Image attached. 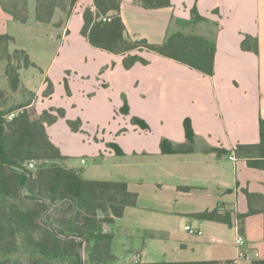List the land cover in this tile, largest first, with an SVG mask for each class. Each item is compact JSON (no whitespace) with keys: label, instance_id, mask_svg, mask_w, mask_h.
Listing matches in <instances>:
<instances>
[{"label":"crops","instance_id":"crops-1","mask_svg":"<svg viewBox=\"0 0 264 264\" xmlns=\"http://www.w3.org/2000/svg\"><path fill=\"white\" fill-rule=\"evenodd\" d=\"M86 8L95 11L93 0H78L68 18L57 9L45 25L35 21V0H28L25 24L0 7V35L11 36L35 66L19 73L22 83L36 92L31 104L36 112L64 110V118L44 128L66 157L65 166L84 180L125 182L136 195L134 206L105 228L112 234V255L122 264L132 263L136 254L138 264L264 261V171L247 167L234 153L238 145L260 141L264 0H170L169 7L151 10L136 0H120V18L130 37L160 44L181 33L213 45L212 76L150 52L132 53L147 64L125 69L124 56L94 48L82 36ZM193 10L201 19L193 18ZM41 26L50 40L60 41L53 50L20 43L18 33L30 38L32 29ZM246 38L251 48L256 41L257 53L242 49ZM47 80L53 93L42 97ZM124 101L128 115L120 113ZM81 103L91 108L93 121L83 115ZM132 117L149 130L132 125ZM77 119L80 131L73 132L66 121ZM186 119L195 136L193 150L162 154L163 140L172 146L187 143ZM90 123L93 133L86 130ZM67 142L77 150L69 151ZM78 159L82 165L86 159L92 163L86 169L72 165ZM221 209L231 213L230 225L196 217ZM185 226L198 233L190 234ZM238 237L241 246L236 245Z\"/></svg>","mask_w":264,"mask_h":264},{"label":"trees","instance_id":"trees-1","mask_svg":"<svg viewBox=\"0 0 264 264\" xmlns=\"http://www.w3.org/2000/svg\"><path fill=\"white\" fill-rule=\"evenodd\" d=\"M77 1L35 0V21L50 24L57 9L68 18ZM136 1L149 10L170 6V0ZM93 4L95 11L86 8L83 12L81 34L92 47L124 56L125 69L135 63L147 64L146 60L132 53L150 52L204 76L213 75L215 48L207 41L181 33L167 37L160 44L130 37L120 18V0H93ZM0 7L18 23L25 24L29 19L28 0H0ZM192 16L195 20L201 19L195 10ZM103 17L111 20L104 22ZM11 44H14L11 36L0 35V54L4 55L0 60L8 62L5 76L10 81L11 90L15 91L20 84L19 71L35 66L25 51L15 49L11 53ZM242 49H253L257 53L256 41L251 48L249 38H246ZM14 60L15 65L12 63ZM64 87L69 94L66 81ZM52 93V83L47 80L43 97ZM31 104L27 102L9 112L22 109L11 120L7 121L0 115V264H82L83 244L87 260L84 264H122L110 251L112 234L104 226L112 225L115 219L122 217L126 207L134 206L136 195L128 192L125 182L84 180L79 171L57 164L66 157L50 142L44 125L64 118V110L50 109L38 114ZM128 112L124 101L120 113L128 115ZM66 123L71 131H80L79 119L67 120ZM131 124L141 130H149V126L137 117L131 118ZM183 128L187 143L172 146L163 140L160 144L162 154H186L193 150L195 136L189 120L183 122ZM259 137L258 144L238 145L234 153L245 160L247 167L264 171V119L259 120ZM107 146L116 155H122L116 145ZM35 160L43 164L37 166L34 173L28 165ZM230 214L221 209L196 217L230 225ZM90 244L93 246L88 249ZM253 264H264V261Z\"/></svg>","mask_w":264,"mask_h":264},{"label":"rangeland","instance_id":"rangeland-1","mask_svg":"<svg viewBox=\"0 0 264 264\" xmlns=\"http://www.w3.org/2000/svg\"><path fill=\"white\" fill-rule=\"evenodd\" d=\"M45 27L41 26V27H35L32 29L31 31V37L30 38H26V36L24 37L23 34L18 33V37L20 39V43L24 44V45H28V47L30 49H39V48H47L49 50H53L52 48L55 47L56 45L60 44V41L57 39L54 40H50L47 36H46V31H45ZM24 38H23V37ZM11 47V48H10ZM15 49H19L20 48L14 44H11L9 46V51L12 53L13 50ZM3 54H0V58L3 57ZM13 65L17 64L16 60H14ZM8 62L5 59H1L0 60V115H7L9 112H11L13 109L19 108L20 106H22L23 104H26L27 102H33L36 100V92L33 89H30L28 87H26V85L22 84V81L20 79V84L18 86L17 90H11V85H10V81L9 79L5 76V68L7 66ZM20 72V71H19ZM20 74V73H19ZM42 97H43V93H42ZM80 104V103H78ZM81 105H83L81 103ZM79 105V106H81ZM84 108V116L88 118V121H93L92 119V115H91V108L90 107H85L83 105ZM22 111V109H19L18 111L14 112V114H18ZM13 118V117H12ZM12 118H5V120H11ZM86 130H88L89 132L93 133V131H95V126L93 123H90L88 126H86ZM67 148L69 149V151L75 152L76 146L74 142H67L66 144ZM87 164L86 165H82L80 162V159L78 160H74L72 161V165H79V166H83L85 169L86 167L91 165V160L90 159H86ZM31 164H33V172H36V167L43 164L42 161L39 160H35V161H31ZM47 164H51V163H47ZM57 164L65 166V162L64 161H59L57 162ZM104 228H107L106 226H104ZM93 244H90L89 246H87V248H92ZM86 246L83 244L82 249H81V263L84 264V262L87 263L86 260V255H85V248ZM130 264V263H127ZM131 264H138V263H131Z\"/></svg>","mask_w":264,"mask_h":264},{"label":"built area","instance_id":"built-area-1","mask_svg":"<svg viewBox=\"0 0 264 264\" xmlns=\"http://www.w3.org/2000/svg\"><path fill=\"white\" fill-rule=\"evenodd\" d=\"M111 20V18L110 17H103L102 18V21H104V22H109ZM15 116V114L14 113H11V114H7V115H3V116H1L3 119H5V118H12V117H14ZM229 159L231 160V161H234L235 160V158L233 157V156H230L229 157ZM28 167H29V169H33V164H29L28 165ZM185 230L187 231V232H189L190 234H195V233H198V232H196L195 230H193L191 227H189V226H185ZM243 244V241H242V238L241 237H238L237 239H236V245H238V246H241ZM139 257H140V255L139 254H136L135 255V260L133 261V263H138V259H139Z\"/></svg>","mask_w":264,"mask_h":264}]
</instances>
